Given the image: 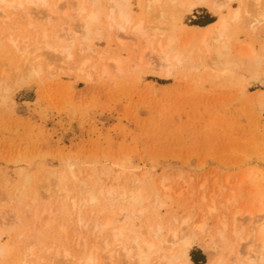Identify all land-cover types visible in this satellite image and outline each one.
<instances>
[{"label":"rangeland","instance_id":"1","mask_svg":"<svg viewBox=\"0 0 264 264\" xmlns=\"http://www.w3.org/2000/svg\"><path fill=\"white\" fill-rule=\"evenodd\" d=\"M247 1L250 7L241 0L248 15L253 12L260 18L258 13L264 9V0ZM148 2L130 0L134 19L144 15V25L151 27L161 21L157 15L161 8L168 11L165 16L170 19L169 6H153ZM219 2L223 4L221 14L239 6V0ZM58 6L59 11L50 15L49 9L45 13L46 8H33L27 19L15 14L7 21L10 31L0 33V85L11 87L4 99L0 90V244L12 246L10 254L16 255L22 252L19 246L24 237L42 228L39 224L44 222L37 232L43 236H39L51 240L53 235L59 238L63 235L71 247L78 208L74 211L70 200L61 201L54 185L56 179L47 176L49 170L58 175L69 169L79 180L92 184L94 191L110 186L129 188L138 177L149 187L156 186L161 194L167 192L169 198L158 205L149 187L146 188L143 211H135L136 216L121 221L142 234L160 222L165 237L174 217L203 218L212 197L219 207L218 213L228 218L238 207L242 214L237 223L243 224L244 237L236 240L233 247L236 251L244 250L251 222L244 218L247 217L244 211H254L259 206V196L264 198V102H255L256 94L264 92V65L254 75L243 69L222 70L208 56L200 63L191 56V62L188 60L183 67L165 75L163 68L157 67L158 59L150 54L151 49L138 57L143 37L136 38L133 31L129 34V29L122 32L107 29L102 15L98 23L101 33L91 38V49L82 53L89 58L85 70L76 69L80 55L71 60L73 63L49 56L52 67L16 85L11 66L20 55H16L5 37L20 32L22 37L29 36L28 42L33 45L42 28L54 27L65 42L66 30H73L80 20L68 0ZM218 16L205 6H196L183 15V22L188 32L214 22ZM53 17L49 23L47 19ZM242 20L238 21L240 24L235 28L238 33L234 36L239 46L235 41L231 44L235 53L246 42L258 48L264 35L257 36L261 41L253 33L250 36L245 27L240 28L246 26L245 22L241 24ZM28 21L36 27L37 34L34 35L36 29L28 27ZM147 31L152 34V29ZM77 38L79 41V35ZM38 40L40 37L34 43H39ZM197 42L188 40L185 50H193ZM74 48L78 54L77 45ZM102 56L107 64L105 73L99 59ZM112 56L120 58L121 71L107 60ZM2 67L8 71L7 77ZM26 175L31 179L24 189L20 182ZM67 186L71 190L76 188L72 181ZM117 206L118 203L111 208L100 201L86 205L85 210L89 208L91 216L97 219L117 220L121 216ZM216 215L217 211L207 215L208 225L214 223ZM58 221L61 227L65 224L62 227L65 230L59 229L55 223ZM218 254L219 248L212 247L204 234L189 249L193 264H208Z\"/></svg>","mask_w":264,"mask_h":264},{"label":"bare ground","instance_id":"2","mask_svg":"<svg viewBox=\"0 0 264 264\" xmlns=\"http://www.w3.org/2000/svg\"><path fill=\"white\" fill-rule=\"evenodd\" d=\"M61 1L63 0H0V33L10 31L8 30L9 25L7 21H11L15 14L27 19L33 8H39V10L46 8V14L48 13V9L50 10L49 15L54 14V11L58 10V4ZM68 1L74 6V15L79 18L77 19L80 22L79 25L75 24L76 28L74 25L75 30L74 28L73 30H69L70 32L66 30L65 36L67 38L65 42L60 37L62 34L59 33V35V30H55L54 27L55 34H52L53 29L42 28L39 31L41 35L39 33L40 36H38V38L40 37V42L38 40L39 43H34L38 38L36 40L33 39V45L28 42L29 36L22 37L20 36V32L15 36L8 34L5 37L7 43L15 49L16 55L19 53V60L21 59V63L18 62L19 60L16 62L15 59L16 63L13 64V67L10 65L12 77H14L13 81L16 85L21 81L25 83L23 80H26L28 77L42 75L45 69H48L50 66L52 67L50 63L52 60L49 59V56L51 58L58 57L59 59H63L64 62L67 60L73 63L72 61L75 56L80 55V62L78 61L76 69L78 71L85 70L89 63V58L83 57L82 53L91 49V45H89L91 38L101 33L102 28L98 26V23L102 15L105 17V27L107 29H114L116 32L129 29V34L133 31L137 35L136 38L140 37L141 39L143 37L141 41L144 44L141 45L142 47L140 46L141 49L138 57L144 56L146 49H149V51L151 49L152 53L150 54H153L154 57L156 56L155 59H158L156 61L158 62L156 63L157 67L159 69L163 68L165 75H170L177 68L183 67L188 60L191 62V56L199 63L202 62L203 57L208 56L209 60L222 70L234 72L236 69H243L254 75H258L264 65V35L263 39L260 38L262 41L257 37L264 33V9L261 8L263 10H261L262 13H260V10V12L258 11L260 18H258L259 15L257 14L254 16L252 12L251 16H258V19L254 17L251 19L246 9V6L250 7L247 0H245L246 3L242 0L246 6L239 0V6L227 14L220 13L223 4L217 3L218 0H147L153 6H169L168 14H170V19H168V16H165L168 11L162 8L159 9L160 14L157 13V15L161 21L159 22L157 18L158 23L152 24L151 27L147 25V28L145 26L146 17L144 15L145 18L141 16V18H135L136 21L133 18L130 0ZM52 6L56 9L51 10ZM196 6H205L213 12L218 13L219 16L214 22H210L205 26H196V28H192L191 31L187 32L185 29L187 25L183 22V15L189 13ZM253 11L254 14L257 12L255 9ZM242 13L244 14L243 20ZM245 17L248 19H245ZM52 19L54 17L47 20H50V23ZM240 19L242 20L241 24L245 22L244 24L247 26L241 25L240 28L245 27L249 32H246L245 29L246 33L251 34L250 36L253 33V36H256L261 42L258 48H255L253 43H241L243 44V48L240 50L238 47L239 51L236 48L237 53H235V47L231 44H234V41L236 42L237 40L234 37L238 33L235 28ZM78 21L76 22L78 23ZM27 25L36 29L30 21L27 22ZM161 26L162 28H160ZM147 29H150V31L152 29L151 35ZM37 32L38 30L36 29L34 35ZM77 35L80 37L79 41ZM192 39H196L198 44L193 50H185L187 48V41ZM179 44L181 45L179 46ZM237 44L239 46V43ZM76 45L78 54L74 48ZM42 48L46 52L44 50L43 52L41 51L42 53H37ZM99 59L102 61L101 69L105 73L107 71V64H105L104 56ZM107 60L111 61L110 63L117 71H121L122 68L118 56L109 57ZM149 64L152 65L151 62ZM88 67L92 69L93 65ZM2 68L3 73L6 75L5 77H7L8 71L4 70V67ZM0 90L2 92L1 98L4 99L10 93L11 87L8 84H1ZM255 102H264V92L256 94ZM55 174L52 170L47 172V176L56 179L57 183L54 185H57L58 197L62 199V202L66 199L70 200L74 206V211L75 207L78 208L75 211L77 216L75 222L76 228H74L75 234L70 239L72 244L69 241L71 247L65 242L69 239H66L63 235V238H59V235L54 236L53 234L55 233L51 235L49 233L54 238L51 240H45L44 237L39 236L42 234L38 235L37 232L39 233L40 229L43 228L42 223H44L40 222L41 225L39 224V226L42 228H39L34 233L32 231L30 236L24 237L22 240L19 246V251L22 252L12 256L10 254L13 251L10 250L12 246L0 244V264H193L189 256V249L201 234L208 236L212 247L219 248V254L214 259H211L208 264H264V198L262 195L259 196V206L254 211L252 209L244 211L247 214V217L245 216L244 218L251 220L245 236L248 242L244 250L236 251L233 247L234 242L244 237H242L243 224L237 223V218L242 212V209L238 207L235 208L228 218L218 213L219 207L212 197L211 203L205 206L203 218L197 220L191 216L181 219L174 217L165 237L161 234L163 227L160 222L156 223L154 227L149 226L148 232L142 234L137 232L136 229L129 228L127 225L125 226L121 221L129 219L132 215L136 216L135 211H143V192L149 187L143 181V178H135L131 185H129V188L110 186L106 188L99 187V189L94 191L92 184L79 180L74 172L69 171V169L59 172L58 175ZM29 179L31 178L26 175L24 180L20 182V186L24 187V189L27 188ZM69 181H72L76 188L72 190L68 189L67 184ZM148 191L152 193L154 202L158 205H163L164 198H169L167 192L164 195L161 194L156 186L151 185ZM232 197L231 195L227 198L226 202H229ZM100 201L108 204L111 208L118 203L117 208L121 216L117 220L111 218L101 220L94 216L92 217L89 208L85 210V207L86 205L92 206ZM216 211L217 215L214 216V223L208 225L207 215ZM45 220L46 222L48 221V219ZM59 222L55 223L58 224ZM47 224L49 222L44 225L46 226ZM59 224L57 225L58 227L60 226L59 229H63L62 227L65 224L62 227ZM63 232L60 233L64 234ZM231 253L233 256L229 257Z\"/></svg>","mask_w":264,"mask_h":264}]
</instances>
